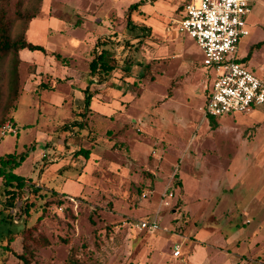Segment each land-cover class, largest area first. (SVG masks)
<instances>
[{"label": "rangeland", "instance_id": "obj_1", "mask_svg": "<svg viewBox=\"0 0 264 264\" xmlns=\"http://www.w3.org/2000/svg\"><path fill=\"white\" fill-rule=\"evenodd\" d=\"M138 1L43 0L30 22L27 38L48 53L21 52L19 131L0 128V154L28 150L16 172L64 202L49 200L11 246L37 247L33 264H68L72 251L88 264H264V105L205 115L215 72L178 30L185 0H142L152 2L130 13ZM246 19L250 34L228 56L250 54L245 66L264 79V0ZM102 49L116 68L93 76ZM89 80L97 105L82 119L75 87ZM82 147L89 159L75 155ZM157 213V232L137 226ZM7 214L0 240L22 226ZM0 264L23 263L10 253Z\"/></svg>", "mask_w": 264, "mask_h": 264}, {"label": "trees", "instance_id": "obj_2", "mask_svg": "<svg viewBox=\"0 0 264 264\" xmlns=\"http://www.w3.org/2000/svg\"><path fill=\"white\" fill-rule=\"evenodd\" d=\"M42 3L43 0H0V128L8 122L12 123L13 126L15 125L14 113L18 108L22 95L20 66L23 59L21 51L28 49L30 51L48 53L44 45L34 43L27 38L30 22L40 14ZM143 3L141 0L131 4L130 13L139 9ZM139 12L144 14V12ZM131 20V18L128 19L129 22ZM148 31H150L149 28ZM143 34L146 35L147 33L144 31ZM52 55L58 59L61 57L57 52H53ZM249 57L250 54L243 60L238 61L243 62ZM125 61L128 64L134 63L128 58H125ZM137 63L144 65L140 60ZM115 68L116 65L109 60L106 49H102L90 63L91 75L101 74L105 77ZM84 92L86 94V104L82 111L83 117L87 115L93 97V93L89 89ZM79 125L83 126V122H80ZM75 155H83L85 159H89L90 149L82 147L75 152ZM28 156V150L0 154V177L4 185V198L0 199V214L8 211L7 216L2 219L3 221L7 219V221L15 224L22 222V226L19 229H9L0 240V262L8 258L10 253H13L23 264H33L37 247L25 242L23 251L17 252L11 246V242L19 237L20 232L32 230L27 225L29 224V219L35 213L43 212L49 200L55 199L54 201H58L60 204L64 202L61 195L63 192L60 190L52 187L51 191L48 192L40 185L37 186V183L32 181L31 178L16 172L17 168L22 165ZM64 169L66 168H61L60 172H63ZM26 189H28V194L21 200L20 195ZM42 215L40 214L39 218H42ZM24 225L27 228H24ZM43 240L46 245L50 243V240L45 236ZM68 264L88 263L77 258L72 251L69 255Z\"/></svg>", "mask_w": 264, "mask_h": 264}, {"label": "built area", "instance_id": "obj_3", "mask_svg": "<svg viewBox=\"0 0 264 264\" xmlns=\"http://www.w3.org/2000/svg\"><path fill=\"white\" fill-rule=\"evenodd\" d=\"M254 0H185L183 12L175 20L178 30L198 43L203 62L215 72L212 92L205 115L221 116L232 112L250 113L264 105V79L250 71L244 62L228 55L235 52L241 38L250 34L246 16ZM15 130L10 122L2 134ZM137 226L156 232L160 229L159 214L139 220ZM181 252L175 245L174 255Z\"/></svg>", "mask_w": 264, "mask_h": 264}, {"label": "crops", "instance_id": "obj_4", "mask_svg": "<svg viewBox=\"0 0 264 264\" xmlns=\"http://www.w3.org/2000/svg\"><path fill=\"white\" fill-rule=\"evenodd\" d=\"M152 2V1H151ZM151 2L150 3H148V2H144L143 4H142V6H143V9H146V8H148L149 6H150V4H151ZM182 12H183V10H182ZM181 12V13H182ZM139 15H141V16H144V17H146V16H148L149 17V15H150V13H148L147 14V12L145 13V14H141L140 12H139ZM131 17V16H130ZM143 19H145V18H143ZM146 21H149L148 20V18L147 19H145ZM144 31L148 34L149 33V31H148V28H145V26H144ZM150 29V28H149ZM23 52H37V51H30V50H28V49H24V50H22ZM21 51V52H22ZM41 52V51H40ZM23 57V56H22ZM22 59H24V58H22ZM94 76V75H93ZM61 80H63V79H61ZM64 81V80H63ZM92 83V81H90L89 80V82L87 83V86H86V88H81V87H75V89H76V97H77V99H78V101H79V104H78V106H80L82 109L81 110H78L77 112H79V114L83 117L84 115L82 114V111L84 110V107H85V90L86 89H89V91L91 92V93H93V97H92V100H91V105H90V109L87 111V115L85 116V117H87L88 118V116H89V113H90V111L92 110V108H94V104H96L97 105V103H96V101H94V98L96 97V94H98V93H95V91L93 90V89H91L88 85H90ZM18 109V108H17ZM17 111V110H16ZM92 115H94V114H92ZM100 115V114H99ZM85 117H83L82 119H84ZM80 122H83L82 120H78V119H76L75 120V122H73V125H76V126H80V127H82V128H84L85 127V124L84 123H86V122H83V126H81V125H79L80 124ZM16 130H18L19 131V125L17 124V122H16V118H15V125L13 126ZM1 138V137H0ZM73 166V165H72ZM73 167H75V166H73ZM72 168V167H71ZM65 170H68V171H70V170H73V169H70V168H67V169H65ZM70 175L69 174H66L64 177H63V179H62V181H64V184H66L67 186H69V188H71V189H76V192H75V189H74V193H70V194H77V193H80L81 192V190H82V187H83V185H82V183H81V185L79 186L80 188V190L79 189H77V186H75V187H73V184H69V181L70 180H73V181H77V180H74V179H72L71 177H69ZM80 183V182H79ZM3 187V190H4V185H3V181H2V178L0 177V187ZM65 192V191H64ZM65 193H67V192H65ZM1 198V197H0ZM1 199H3V198H1ZM157 232V231H156Z\"/></svg>", "mask_w": 264, "mask_h": 264}]
</instances>
